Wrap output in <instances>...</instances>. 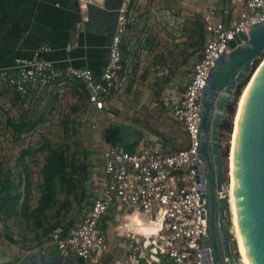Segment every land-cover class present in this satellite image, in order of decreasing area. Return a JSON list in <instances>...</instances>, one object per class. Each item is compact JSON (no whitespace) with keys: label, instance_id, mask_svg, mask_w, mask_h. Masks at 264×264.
<instances>
[{"label":"built area","instance_id":"1","mask_svg":"<svg viewBox=\"0 0 264 264\" xmlns=\"http://www.w3.org/2000/svg\"><path fill=\"white\" fill-rule=\"evenodd\" d=\"M77 1L80 9L86 11L90 4L100 0ZM131 3L132 0H122L118 9L109 59L100 79L90 68L59 69L53 61L34 57L18 58L10 67L0 68V80L13 92L26 96L58 81L75 79L89 92L90 104L103 110L106 96L116 86L123 68V43ZM262 21L264 0H232L226 18L219 17L215 9L204 12L206 43L187 74V85L176 93L171 107L186 132L188 145L169 153L147 144L135 152L116 145L106 147L102 153L103 176L90 209L71 229L52 230L47 246L72 253L86 264H100L110 247L106 221H122L131 211L145 223L156 226V230L142 244L128 234L126 259L114 264H153L155 256L162 257L163 264H216L213 249L207 244V180L199 151L202 99L216 61L232 50L230 42L241 33L248 34L251 27ZM119 227H115L116 234ZM235 253L238 254L236 243Z\"/></svg>","mask_w":264,"mask_h":264},{"label":"crops","instance_id":"2","mask_svg":"<svg viewBox=\"0 0 264 264\" xmlns=\"http://www.w3.org/2000/svg\"><path fill=\"white\" fill-rule=\"evenodd\" d=\"M231 1L132 0L128 32L123 43V68L117 77L116 86L106 96V106L103 110L99 111L90 104L89 92L75 79H64L47 88L36 89L26 96H21L31 100L38 93L53 87V99L54 94L59 99L60 95L68 92L76 99L74 110L81 107L83 113L85 112L89 123L90 145L84 149L89 152V180L91 187L93 185V189L90 188L93 193L88 210L103 176L102 153L106 147L116 145L135 152L147 144L162 153H169L188 145L183 127L181 138L176 137L178 133L175 126L182 124L173 116L172 103L176 99V93L187 85V74L198 61L206 43L205 30L199 27L203 24L204 12L215 9L219 17L226 18ZM121 2L122 0H100L90 4L86 11H82L77 0H0V68L10 67L18 58L37 57L53 61L59 69L68 66L90 68L96 79H100L109 59V46L115 32ZM159 13H163L164 17H160L156 22L153 16ZM163 19L170 22L169 30L173 32V38L153 31L154 24L166 25ZM142 20L145 25L148 20L150 30L145 25L141 26ZM197 27L199 34L204 36V42L202 41L203 46L194 60L191 57L192 50L189 51L187 47L192 45V32ZM144 29L146 35L141 39ZM164 38L168 44L162 46L161 40ZM44 47H50V50L45 51ZM176 54L179 56L176 57ZM124 87L132 90L130 97H135L142 87H151L157 101L170 108L172 123L167 125L162 133H156L145 125V122L138 121L134 115L128 119L123 116L121 110L123 111L124 106ZM0 88H4L0 93L10 91V94L15 95L14 104L24 103L23 100L19 101L16 93L1 80ZM131 214L134 212L129 211L122 221L128 219ZM122 221L110 219L105 223L107 237L109 240L111 237L112 242H116L117 237L114 238L110 233H115V227ZM4 228L5 221L0 214V264H17L13 257H7L5 254L8 246L3 242ZM128 241L127 238L120 239V246L126 248ZM109 243L111 244V241ZM152 260L153 264H163V258L160 256L152 257Z\"/></svg>","mask_w":264,"mask_h":264},{"label":"water","instance_id":"3","mask_svg":"<svg viewBox=\"0 0 264 264\" xmlns=\"http://www.w3.org/2000/svg\"><path fill=\"white\" fill-rule=\"evenodd\" d=\"M210 73L202 99L200 157L207 180V244L216 264H241L235 242L226 184L222 140L224 117L239 85L246 84L264 57V21L230 42ZM245 84V85H246ZM245 87V86H244ZM244 89V88H243ZM241 90L239 97L243 91ZM238 97V99H239ZM238 101L235 103V110ZM235 197L240 229L250 264H264V61L249 90L239 125L234 162ZM223 194V195H222ZM19 264H86L58 250L38 252Z\"/></svg>","mask_w":264,"mask_h":264},{"label":"rangeland","instance_id":"4","mask_svg":"<svg viewBox=\"0 0 264 264\" xmlns=\"http://www.w3.org/2000/svg\"><path fill=\"white\" fill-rule=\"evenodd\" d=\"M160 17H164L163 13H159V15H154L153 20L158 22ZM166 23L164 26L163 23L160 24H154L153 25V31H155L157 34L165 35L167 38H173V32L169 30L170 22L167 19H163ZM193 22V21H192ZM144 21L142 20L141 26L144 27ZM145 27H147L150 30V26L148 25V20L146 22ZM199 28H195L194 32H192V45H189L187 49L189 51L192 50L191 57L194 58V60L198 57L197 53L201 50V47L203 46L202 43V36L199 34ZM144 32L141 35V39H143L146 35L145 29ZM145 33V34H144ZM204 42V41H203ZM168 42L166 38L164 40H161V45L165 46ZM177 48V46H176ZM168 53V51H167ZM177 55V54H176ZM177 55L176 57H178ZM190 58V57H189ZM264 58V57H263ZM177 61V58H176ZM262 58L259 59V64L261 63ZM4 89V88H3ZM2 88H0V91H4ZM55 88L50 87L46 91L42 93H38L36 96H34L31 100H26L24 103L17 102L16 104L13 103V99L15 98V95L10 94L8 92H2L0 93V157L6 158L10 165L14 166L16 163V159L19 155L20 150L23 147H26L28 145H41L45 139H48L52 142L53 145H57L62 141L63 137V120L66 117H69V120L75 121L77 126L80 128L79 133L72 139L80 141L81 145H83V148L89 147V132H88V120L85 116V112L83 113L82 108L80 107L78 110H74V107L76 106L77 102L76 99L71 95L67 93H63L59 96V99L53 104V93L55 92ZM154 89H157V87H154ZM132 93V90H129L128 87H124L122 91V101H123V111L121 110V114L125 117L132 118L133 115L139 119L138 121H142L145 125L152 128L153 132L156 131V133H162L164 129L167 127V125L172 123V116L170 115V108H167L164 103H161L157 101L156 95H153V92L151 90V87H142L141 90L137 91V95L135 97H130ZM144 95V98H143ZM236 98V97H235ZM234 101V100H233ZM232 101V102H233ZM231 102V103H232ZM235 106V104H234ZM237 108V107H236ZM117 109V108H116ZM120 110V109H119ZM26 113L28 119L34 120L39 118L41 115H44V122L41 123L35 131L24 134L21 138H16L12 136L11 130L6 126L8 119H19V117ZM235 114V112H234ZM234 114H231L230 112L228 115L224 117V126L222 128V140L221 145L224 152L227 151L228 155L224 156V164L226 169V184L228 185L230 182V176H229V153H230V139H231V132L233 130V120H234ZM177 130V139L181 138L182 131V125L175 126ZM48 153V151L45 152V154ZM45 154H41L39 156V164L33 165V196H32V205H36L37 199L40 197L42 193V186L41 183L43 182L42 175L40 173L41 167L44 163V157ZM93 185L91 187L90 180L87 182V197L85 199V203L83 204V207H79L77 203L75 204L74 208L70 211V213L65 217L64 222L67 223L69 220L75 218V221L79 220V218L82 217V215L87 212L90 199L93 193ZM61 198H63V194L60 195ZM79 209V210H78ZM133 216V215H131ZM131 216L125 218L122 222H120L118 225L120 226L118 228V234L113 233L111 231V235H114L113 237H117L116 242H112V238L110 237L111 244L108 251H106L103 254L102 261L100 264H114L117 262V260L125 261L126 259V248L120 246V239L127 238V235L130 234L137 238L141 244L145 242L150 233L153 231L149 229L147 233L142 235H139V233H136L129 229L128 225L132 222ZM140 217V216H139ZM144 222V221H143ZM22 222L20 219H12L10 221V234L13 235L15 239H18L19 242L17 244H12L9 242L5 235L3 236V242L8 246L6 248V256L7 257H13L14 261L17 262V264L27 260L31 255L43 252V251H50L53 250V248H50L47 246V243H43L42 245H39L36 240L32 239L33 234L29 233L28 237H30V240L23 241L22 238L24 236V229L22 230L21 225ZM117 225V226H118ZM149 226L150 228H154L151 226L150 223H145L144 226ZM146 226V227H147ZM134 232V233H133ZM119 234L121 236H119ZM125 241V240H124ZM125 243V242H124ZM130 240L125 245H129ZM124 245V244H123ZM238 252V250H237ZM68 255L77 258L72 253H67ZM239 254V252H238Z\"/></svg>","mask_w":264,"mask_h":264},{"label":"trees","instance_id":"5","mask_svg":"<svg viewBox=\"0 0 264 264\" xmlns=\"http://www.w3.org/2000/svg\"><path fill=\"white\" fill-rule=\"evenodd\" d=\"M199 27L203 30L204 24H200ZM203 37L202 35V41H204ZM258 63L259 60L255 61L254 67ZM245 84L246 81L239 85L236 98L229 105L231 114L236 112L234 104L238 101ZM16 95L19 101L27 100L17 93ZM54 96L53 104L58 100L57 95L54 94ZM26 117L24 113L19 119L7 120V126L13 137L21 138L24 134L35 131L45 120L44 115L34 120ZM223 126L224 124L222 128ZM79 129L75 121L66 117L63 120V139L57 145L45 139L41 145L23 147L14 166L10 165L6 158H0V214L5 221L4 234L9 242L13 244L19 242L9 232L12 219L21 220V228L24 229L23 241L30 240L28 234L32 233V239L36 240L39 245L49 240L50 233L55 228L64 227L68 230L77 222L73 218L65 223L64 219L76 203L79 207H83L88 192L87 182L90 179V170L87 158L89 152L83 148L80 141L72 140L79 133ZM46 151L48 153L45 154ZM41 154H45L40 170L43 178L41 183L43 194L37 199L36 205H32L33 165L39 164ZM227 155V151H223V156ZM62 194L63 198L60 197Z\"/></svg>","mask_w":264,"mask_h":264},{"label":"bare ground","instance_id":"6","mask_svg":"<svg viewBox=\"0 0 264 264\" xmlns=\"http://www.w3.org/2000/svg\"><path fill=\"white\" fill-rule=\"evenodd\" d=\"M264 58L262 59L259 66L256 68L254 73L252 74V77L248 81V83L245 85L237 104V109L234 115L233 120V130L231 133V140H230V153H229V176H230V182L228 184V198H229V207H230V216H231V225H232V232L233 237L235 239L236 247L239 252L240 262L241 264H250L246 248L244 245L243 237L241 234L240 229V221L238 217V211H237V204H236V197H235V182H234V162H235V154H236V144H237V137H238V131H239V125L242 117L243 108L249 93V90L251 88V85L261 67L263 64ZM223 195V194H222ZM133 215V216H131ZM131 223L128 225L129 229L139 233V235L147 233L149 229H151L154 233L156 230V226H152L154 228H150L149 226H144L143 220L139 217L138 214H131ZM129 216V217H130ZM158 227V226H157ZM133 232V233H134ZM142 233V234H141ZM147 237V235H142ZM148 238V237H147Z\"/></svg>","mask_w":264,"mask_h":264}]
</instances>
